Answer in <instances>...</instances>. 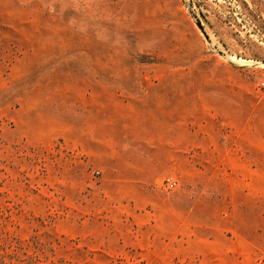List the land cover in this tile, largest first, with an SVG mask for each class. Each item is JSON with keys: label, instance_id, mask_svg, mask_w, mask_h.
Masks as SVG:
<instances>
[{"label": "rangeland", "instance_id": "obj_1", "mask_svg": "<svg viewBox=\"0 0 264 264\" xmlns=\"http://www.w3.org/2000/svg\"><path fill=\"white\" fill-rule=\"evenodd\" d=\"M0 264H264V0H0Z\"/></svg>", "mask_w": 264, "mask_h": 264}, {"label": "built area", "instance_id": "obj_2", "mask_svg": "<svg viewBox=\"0 0 264 264\" xmlns=\"http://www.w3.org/2000/svg\"><path fill=\"white\" fill-rule=\"evenodd\" d=\"M174 186L173 183H169V187L172 188Z\"/></svg>", "mask_w": 264, "mask_h": 264}]
</instances>
